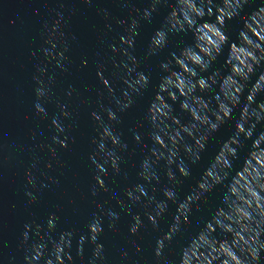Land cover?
I'll list each match as a JSON object with an SVG mask.
<instances>
[{
  "label": "clouds",
  "instance_id": "obj_1",
  "mask_svg": "<svg viewBox=\"0 0 264 264\" xmlns=\"http://www.w3.org/2000/svg\"><path fill=\"white\" fill-rule=\"evenodd\" d=\"M93 0H84L91 5ZM127 6L128 0H120ZM148 7L136 8L135 16L118 20L124 29L118 43L108 44L110 67L96 64L100 100L90 112L95 123L94 146L88 159L93 169L90 193H109L114 205L97 203L82 229L66 226L58 235L59 205L48 213L44 223L35 219L23 225L18 248L24 252L22 264H77L90 246L87 264H106L108 240L105 227L115 231L122 215L128 218V240L135 255L142 252L136 238L144 231L155 233L152 254L154 264H264V0H147ZM162 11L163 18L146 45L147 57H159V83L152 99L135 127H120L123 114L134 106L152 86V72L142 69L144 58L134 52L142 22L151 24ZM102 17L108 12L101 9ZM51 27L45 24L47 38L40 49L44 61H55L61 71L67 42L60 50L62 13ZM238 21L235 34L230 22ZM127 24V27L125 25ZM111 31V26L106 25ZM191 34L183 44L176 37ZM103 43V41H101ZM183 45V46H181ZM97 52L96 56L100 57ZM222 61V62H221ZM87 64V61H83ZM46 66H37L35 115L47 118L45 103L51 102L54 75H45ZM107 73V75H106ZM255 77V78H254ZM115 85V86H114ZM74 89L69 86L66 96ZM106 99V103L104 102ZM58 114L51 119L54 134L47 147L52 157L58 145L67 149L73 123L68 103L56 102ZM229 125L231 134L219 143L215 155L202 171L199 180L182 198L179 186L191 176V166L198 164L215 133ZM261 130L257 132V128ZM74 140V138H72ZM139 152L134 181L125 169L132 155ZM37 158L31 165L36 170ZM59 164L60 160L57 159ZM52 167L49 162L45 165ZM25 173L27 185L35 189L37 177ZM123 177L125 186L118 193L106 182ZM41 189L58 183L45 177ZM219 189L215 205L206 216L195 220L208 208L209 195ZM30 202L37 197L25 191ZM174 209V211H171ZM170 214L166 228L162 223ZM178 238L183 239L175 258L168 255ZM124 260L126 248L119 250ZM75 253V254H73ZM5 264H20L15 256H3Z\"/></svg>",
  "mask_w": 264,
  "mask_h": 264
},
{
  "label": "water",
  "instance_id": "obj_2",
  "mask_svg": "<svg viewBox=\"0 0 264 264\" xmlns=\"http://www.w3.org/2000/svg\"><path fill=\"white\" fill-rule=\"evenodd\" d=\"M260 2L261 0H255L253 7ZM146 7L147 0H128L127 6H122L120 0H93L91 5L85 4L84 0H0V253L3 256H15L22 264L24 252L18 245L23 225L33 219L44 223L48 213L54 212L57 205L60 207V222L54 235H58L66 226L82 229L91 213L95 211L97 203H104L105 207L114 205L109 193L98 191L95 197L90 193V185L94 181L88 157L94 147L91 140L96 135L90 112L100 100L96 64L98 61H104L110 67V57L113 54L109 51L108 44L113 41L118 43L119 35L124 34V29L117 21H127L129 17L135 16L134 9ZM101 9L107 10L106 18L102 17ZM57 12L64 16L60 28L64 37L59 44L60 50H63V45L67 42L68 51L65 52L64 60L68 68L66 72L57 68L55 61H44L40 51L47 38L44 26L47 23L49 28L51 27L57 18ZM164 14L162 11L151 24L142 22L141 34L136 40L134 54L138 58H144L142 69L152 72V86L123 114L120 127L126 133L128 128L135 127L140 120L152 99L155 86L159 83L158 64L166 58L167 50L159 57H147L146 45L148 37L159 27ZM106 25L111 26V31ZM239 28L238 21L230 22L233 34L238 32ZM175 39H182L183 44L192 41L190 33ZM97 52L101 53L100 57L96 56ZM85 60L86 65L82 63ZM37 66H46L45 79L47 75L55 76L51 102L44 104L48 112L47 118L35 115L36 84L33 75ZM69 86L74 89L71 97L66 96ZM57 101L70 105L72 119L64 123H73V128L68 133V148L61 149L54 145L57 156L52 157L47 147L40 148L39 145L51 144V136L54 134L51 119L58 114ZM104 102L106 103V99ZM231 130L229 125H225L214 134L215 139L209 141L201 161L191 166V176L179 186L181 198L191 190L195 181L199 180L202 171L215 155L219 143L231 134ZM260 130L258 127L257 132ZM37 158L40 163L36 170H32L31 165ZM138 158L139 152L133 154L125 166L131 181L136 179L135 163ZM57 159L60 160L59 164L56 163ZM49 162L52 167H45ZM29 170L37 177L35 189L30 188L25 180V173ZM45 177H52L58 183H50L48 188L41 189L39 184L47 182ZM106 182L118 193L126 183L123 177H116L114 184L110 178H106ZM26 190L34 192L37 197L35 202L28 200L24 194ZM219 191L217 189L209 195L208 208L196 214L193 226L195 220L206 216L208 210L215 205ZM170 219L169 214L162 227L166 228ZM127 226L128 218L122 215L115 231H109L105 227L108 240L101 238L100 242L105 247L106 264H154L152 247L156 234L148 229L144 231L142 239L136 238L142 248V252L137 256L128 243V240L133 238L128 236ZM183 242V239L178 238L167 250L171 258L176 257L179 245ZM121 248L129 250L128 260L121 257ZM90 255L89 246L84 258L78 260L77 264H87ZM0 264H5V261L0 260Z\"/></svg>",
  "mask_w": 264,
  "mask_h": 264
}]
</instances>
